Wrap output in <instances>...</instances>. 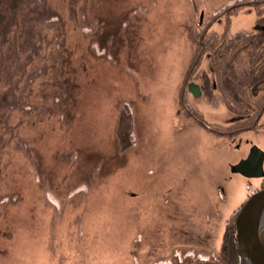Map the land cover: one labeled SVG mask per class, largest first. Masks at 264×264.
I'll return each mask as SVG.
<instances>
[{
  "label": "rangeland",
  "instance_id": "rangeland-1",
  "mask_svg": "<svg viewBox=\"0 0 264 264\" xmlns=\"http://www.w3.org/2000/svg\"><path fill=\"white\" fill-rule=\"evenodd\" d=\"M30 8L0 50V264H225L227 221L264 181L232 169L264 154V45L225 43L263 29L264 0H41L25 51ZM241 73L236 109L216 80Z\"/></svg>",
  "mask_w": 264,
  "mask_h": 264
},
{
  "label": "trees",
  "instance_id": "trees-1",
  "mask_svg": "<svg viewBox=\"0 0 264 264\" xmlns=\"http://www.w3.org/2000/svg\"><path fill=\"white\" fill-rule=\"evenodd\" d=\"M40 2H41V0H0V3H4V5H5L4 9L0 10V50L2 49V46L5 44V40L7 38L6 23H7L8 13L12 14L15 10H19L21 8V6H23L24 4H26L27 6L32 4V8L29 9V13L31 14V17L30 18L27 17V19H26V22L24 24L23 34L21 35V41L24 38V42L28 43V48L25 51H28V50L32 51L33 50L35 42L40 36L39 29H40L41 25L44 23H48L50 21V19H49V21H46V20H48L46 18L50 17V15H42L43 13L39 9H37ZM216 37L217 36H215V38ZM263 37H264V27H263V29H258V28L255 29V32H252L251 34L250 33L249 34L248 33L236 34L230 40H228L225 44L232 45L233 48H235L239 45L243 46V44L262 48V45H264ZM207 44H209V41ZM210 45L213 46V44H211V43H210ZM229 47L232 50V47L231 46H229ZM229 47H227V48H229ZM263 48H264V46H263ZM261 51L262 50H259V52H261ZM263 51H264V49H263ZM211 53L213 56V58L211 57L212 58L211 59L212 60L211 61L212 62L211 63L212 70H213V72L215 71V73H217V75H219L218 77L220 78V76H221L220 67H222V66L216 62V59L219 61V58H218L219 57V50H218V48L212 49ZM232 53H234V52H232ZM225 67H227V66H225ZM262 69H264V66ZM260 70L261 69L259 68L257 71H260ZM246 71H248V70H246ZM259 74H260V72H258V75ZM263 74H264V72H263ZM237 76L238 77H236L234 74L227 75L226 76L227 79L223 80V82H222L224 84L219 83L216 80V85L218 86L220 91H223V89L225 88V90L230 92L228 94L225 92L226 98H228L229 102H230L231 98H235L236 95H234V93L236 94V92H235L236 88L237 89L239 88V90L241 89L239 84H240L241 80L243 79L244 74L241 73L240 75L238 74ZM247 77H249V75L245 76V79H247ZM203 81H205V83H206L205 85H207L208 79L206 78V76L203 77ZM250 81L253 82V79L251 78ZM208 86H209V84H208ZM213 87H214V85H213ZM205 90L207 91V87H204V89H203V85H202V92L205 93ZM5 92L6 93L3 95H9V93L7 91H5ZM232 93H233V95H232ZM231 105H233L236 108V106L233 103H231ZM250 106L253 109L260 108L258 103H255L254 105L250 104ZM0 107H1V104H0ZM120 119H123V121H124L123 125H122V122H120L121 121ZM242 119H240V121L238 122L239 123V124H237L238 127L243 128V126L244 127L249 126V128L255 129V127L253 126L254 122L252 120L249 121L247 118H244L245 120L241 121ZM240 122H242V123H240ZM132 126H133V121H132L131 109L125 104L121 108V113L119 116V125H118V130H117L118 141L120 143V148L122 150L127 148L128 146L132 145L135 142L134 136L132 134V130H130L132 128ZM123 127H124V129H123ZM125 127H126V130H125ZM238 129L241 130L240 128H238ZM263 187H264V181L261 183L260 188H263ZM253 191H255V190H253ZM239 209H240V207L237 208L233 212V214H231V216L229 217V219L227 221V224L230 227H232L233 229H235L234 228V219H235V216L237 215ZM260 237H261L262 243L264 244V229L262 230ZM231 240H232L231 245L230 244L228 246L225 245L226 248H224L225 251L227 250V254L229 255L228 257H230L229 259H227L225 261V264H238L239 263V258L237 256L238 255V248H237L236 239H235L234 234L232 235ZM231 256H232V258H231ZM233 257H235V258H233Z\"/></svg>",
  "mask_w": 264,
  "mask_h": 264
},
{
  "label": "water",
  "instance_id": "water-1",
  "mask_svg": "<svg viewBox=\"0 0 264 264\" xmlns=\"http://www.w3.org/2000/svg\"><path fill=\"white\" fill-rule=\"evenodd\" d=\"M202 15L200 16V21ZM188 89L194 96L201 91L198 85L190 83ZM264 154L257 147H252L247 156L232 166L233 171L245 177L263 176ZM264 225V188L249 195L240 207L234 219V236L238 248L240 264L244 257L246 264H264V245L260 239ZM247 261V262H246Z\"/></svg>",
  "mask_w": 264,
  "mask_h": 264
},
{
  "label": "flooded vegetation",
  "instance_id": "flooded-vegetation-1",
  "mask_svg": "<svg viewBox=\"0 0 264 264\" xmlns=\"http://www.w3.org/2000/svg\"><path fill=\"white\" fill-rule=\"evenodd\" d=\"M262 178H264V177H262ZM171 262H172V261H170L169 264H173V262H172V263H171ZM175 264H177V263H175Z\"/></svg>",
  "mask_w": 264,
  "mask_h": 264
},
{
  "label": "bare ground",
  "instance_id": "bare-ground-1",
  "mask_svg": "<svg viewBox=\"0 0 264 264\" xmlns=\"http://www.w3.org/2000/svg\"><path fill=\"white\" fill-rule=\"evenodd\" d=\"M247 260L246 257H244V261ZM247 262V261H246Z\"/></svg>",
  "mask_w": 264,
  "mask_h": 264
}]
</instances>
